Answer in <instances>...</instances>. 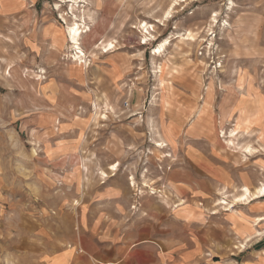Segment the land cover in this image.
<instances>
[{
    "label": "rangeland",
    "instance_id": "374dc122",
    "mask_svg": "<svg viewBox=\"0 0 264 264\" xmlns=\"http://www.w3.org/2000/svg\"><path fill=\"white\" fill-rule=\"evenodd\" d=\"M71 4L0 0V264H264V0Z\"/></svg>",
    "mask_w": 264,
    "mask_h": 264
},
{
    "label": "crops",
    "instance_id": "0c3cea01",
    "mask_svg": "<svg viewBox=\"0 0 264 264\" xmlns=\"http://www.w3.org/2000/svg\"><path fill=\"white\" fill-rule=\"evenodd\" d=\"M150 232H151V229H150ZM154 232H156V231H154ZM104 237H106L107 239H99L98 243H100L102 245L103 244L109 245L110 243L114 244L115 242H117V241L110 240L109 237H107V236H104ZM82 238H83V235L82 236L79 235L76 237V239H78L79 250L86 251V248L84 249L85 246H83V248H82V246L80 245L81 241H83V244L85 243V239H82ZM147 241H149V242H147ZM96 243H97V241H96ZM167 246H172V245H171V243L167 242ZM99 248H100V251L96 252L94 255H98L97 261H99L100 263L105 261V262H108L109 264H124L125 260H127L126 259L127 254H125L123 249L118 248V246H117L116 252H114L112 254L107 249L104 250V249H102V247H99ZM154 248H155V246L151 245V240H139V241H137L135 244H133L131 246V249H132L131 258L133 260L132 264H141L139 258L137 259V254H138V257H139V255L144 256V258L148 257L150 260H149V262H147V264H152L153 263L152 256H153L154 250H155ZM73 250H74V248H73ZM62 252L60 253V255L68 256L66 258V261H64V262L59 261L60 263L54 262L53 264H75V261H73V258L71 257L72 250H69V248H68L63 253ZM180 255H181V257L179 258L178 261L175 262V264H190V262H192L190 260V257H189L190 255H189L188 250H181L180 249ZM194 258H195V256L192 257V259H194ZM109 259H115V260H112L111 262H109L110 261Z\"/></svg>",
    "mask_w": 264,
    "mask_h": 264
},
{
    "label": "bare ground",
    "instance_id": "6f19581e",
    "mask_svg": "<svg viewBox=\"0 0 264 264\" xmlns=\"http://www.w3.org/2000/svg\"><path fill=\"white\" fill-rule=\"evenodd\" d=\"M60 1H62V0H60ZM64 1V0H63ZM66 1V0H65ZM68 1V0H67ZM72 4H71V6H70V10H71V12L73 13V9H74V4L75 3H77V0H69ZM79 3V2H78ZM56 5L58 6V7H61V5L57 2L56 3ZM55 5V6H56ZM78 5V4H77ZM71 13V14H72ZM146 26V24H145V22H144V25H143V27H145ZM81 34H82V30H81V25L78 23V22H72L70 25H69V28H68V35H69V43H71L72 45L73 44H75V49L77 50V53H79L80 55H82V56H79L78 58L80 59V61H81V58L85 55L84 53H83V51H82V49H81V47H80V43H79V38L81 37ZM168 42V41H167ZM167 42H165V43H162L160 46H157L156 47V49L154 50V54L155 53H158V52H160V50H163V48L165 47V45L166 44H168ZM111 44L112 43H110V44H105L103 47H106L107 45H110L111 46ZM109 49H105V51L104 52H107ZM84 58V57H83ZM81 62H83V61H81ZM248 151V150H247ZM109 169H111V170H114L115 171V168H109ZM103 175L106 177L107 176V174H106V172L104 171L103 172ZM133 179V178H132ZM244 190H245V192H244V194H246V196H247V198L248 197H253V199H255V198H260V197H263L264 196V188H257V189H255V191L254 192H251L250 190H249V188H247V186H245L244 187ZM243 194V195H244ZM239 198L241 197V196H238ZM220 201V200H219ZM224 203V202H223ZM262 218H260V219H257V220H261ZM241 246V245H240Z\"/></svg>",
    "mask_w": 264,
    "mask_h": 264
}]
</instances>
